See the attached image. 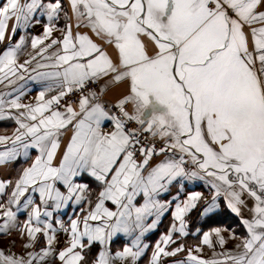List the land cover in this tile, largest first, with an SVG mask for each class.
Listing matches in <instances>:
<instances>
[{"label": "snow or ice", "instance_id": "obj_1", "mask_svg": "<svg viewBox=\"0 0 264 264\" xmlns=\"http://www.w3.org/2000/svg\"><path fill=\"white\" fill-rule=\"evenodd\" d=\"M61 12L63 26L55 23ZM38 17L47 18L43 35L31 37L33 51L18 63L26 35L12 40ZM5 40L0 118L12 117L18 127L0 135V166L24 164L14 178H0V235L15 232L23 251L11 252L12 240L0 249V264H82L94 242L99 250L90 264H139L150 247L144 234L176 201L173 222L146 262L165 264L164 257L185 250L183 243L168 246L175 233L188 235L186 214L201 199L200 215L212 213L221 195L245 233L204 231L202 244L224 249L213 252L219 259L188 248L186 259L172 264H264V0H0ZM30 63L47 69L31 77L46 83L36 102L25 104L17 71L35 72ZM65 132L70 139L60 151ZM84 173L96 190L78 182ZM194 179L209 186L210 199L200 191L182 201L178 193L160 198L174 182ZM85 201L70 227L55 215ZM53 221L71 235L58 251ZM223 231L236 241L232 249L224 248ZM37 234L44 242L38 250ZM120 234L131 243L112 251Z\"/></svg>", "mask_w": 264, "mask_h": 264}, {"label": "crops", "instance_id": "obj_2", "mask_svg": "<svg viewBox=\"0 0 264 264\" xmlns=\"http://www.w3.org/2000/svg\"><path fill=\"white\" fill-rule=\"evenodd\" d=\"M45 3L49 2V0H44ZM65 5H67L68 0H63ZM70 14V12H69ZM40 19L39 24H33L29 25L27 30H18L15 37L12 40V43L14 44L16 40L19 39L20 35H26V46L20 53L18 57V63H22L25 59H27L28 53H31L33 50L31 49V37L33 35H43V24L47 22L46 17H38ZM12 21H9V29L8 33L11 32V25ZM55 23H58L60 26H63L65 23V20L63 18V12L60 13V19L59 21H55ZM76 29L73 28V31ZM85 29H81V31H84ZM61 33L58 30H54L53 37H60ZM51 39V37L49 38ZM47 42V41H46ZM8 46V41H2L0 42V54L3 53L5 48ZM43 63V61H41ZM29 68L35 69V72L33 71H26L24 69H19L17 71V76L23 77V79H18L17 84L22 86V89L25 92V95L21 97V103H35V97L37 93L42 89L44 84L46 83L43 80H36L31 79L35 75L36 72H42L46 71L47 69L44 68H36L35 63H30L28 65ZM8 91L11 90V87L7 89ZM6 89L4 88L3 84H0V92H4ZM19 93H14V95H18ZM54 94V93H53ZM48 94H46L47 96ZM106 100H111V95L108 94L104 97ZM8 99H11V97H8ZM5 111H9L8 109H5ZM14 114H18L17 110L12 109L10 110ZM18 127L15 120L12 117L4 116L3 118H0V135H9L11 136L14 132V130ZM104 131H111L112 125L110 123H105L103 126ZM70 139L69 132H65L64 135L61 137V146L60 151L63 150V148L66 146L67 141ZM33 156L35 155V152L33 151ZM24 164L23 159H19L17 161L9 162V164L4 167L0 166V178H14L17 174L18 169ZM78 182L87 183L92 190L97 189V184L95 180L90 177L87 173H84L80 178H78ZM190 191H200L203 193L204 197L210 199L211 198V190L209 186H207L202 179H194V180H185L183 181V185L181 186V183L179 181L174 182L173 186H171L166 193H162L160 198L169 200L173 196L179 194V198L182 201L187 197L188 192ZM93 199V206L95 197H92ZM248 204L251 206L253 204V201L251 199H248ZM176 201H173L172 207L160 218L158 221L157 227L155 229H150L148 232L144 234V237L142 238L143 241L150 245V247L146 250V254L144 255L143 259L140 260L139 264H146L147 260L149 259L152 251V247L155 245L156 240L160 238L162 234H166L168 228L171 226L173 222L172 217V210L175 208ZM218 207L213 210L212 213H209L208 215H200V212L202 211L203 207L205 206V200L201 199L196 209L192 210L190 213L186 214V220L188 221V227L187 232L188 235L180 237L179 233H175L173 236V239L176 241L175 244L169 245V250L171 247H175L180 243H183L185 245V250L177 253L174 257H164L165 264H172L173 261L177 260H184L187 257V249L192 248L193 253L195 255L201 256L204 259H219V257H214L213 252L219 253L223 251L219 244H216L215 248H210L208 245H204L201 243L202 235L204 231H209L214 227H220L222 229H228V230H234L238 235L245 233V229L240 223V218L231 212V210L227 207L223 195L220 196V198L217 201ZM106 205L110 208H113L114 205L111 204V202H106ZM81 208L87 209V201H85L84 204L73 206L72 204L67 205L65 208L58 210L55 215L58 216L64 223L65 227H70V221L71 219L76 218L73 213L80 214ZM86 214V212L84 213ZM244 216H249L250 213L248 209L243 210ZM154 217H150L147 221V223H151V220ZM24 219H26V213L19 214V220L22 222ZM90 223H96L95 221H89ZM178 224V222H177ZM54 227L57 228V232L55 233L56 240L54 242V248L58 251L62 249L63 247L68 245V242L71 240L70 233H66L62 228H60L58 225H55V221H53ZM81 229L83 227V223L81 220ZM197 229L200 231L197 232ZM222 234L226 237L227 243L225 244L224 248L226 249H232L236 243L234 239L230 238V231H223ZM38 238L40 239V243L37 244V250L38 248L44 243L41 237V234H37ZM210 238L215 242V234H211ZM12 240L16 241L15 247H11V252L16 253L17 255L22 254V241L20 237L13 232L11 236H4L0 235V249L8 250L10 247V242ZM85 245H87V240L85 239L83 241ZM131 243V240L124 237L123 234H120L117 237H114L111 243V249L112 251H116L118 248H122L123 244ZM200 246V251L196 250V246ZM99 250V244L95 243L89 248L86 247L83 250L85 260L82 262V264H90L93 256L95 253H97ZM55 264H59V261L57 260Z\"/></svg>", "mask_w": 264, "mask_h": 264}, {"label": "built area", "instance_id": "obj_3", "mask_svg": "<svg viewBox=\"0 0 264 264\" xmlns=\"http://www.w3.org/2000/svg\"><path fill=\"white\" fill-rule=\"evenodd\" d=\"M68 99H70L72 101H75L76 100V96L73 95V94H69ZM61 104H63V101H61ZM61 110H63V109L61 108Z\"/></svg>", "mask_w": 264, "mask_h": 264}]
</instances>
